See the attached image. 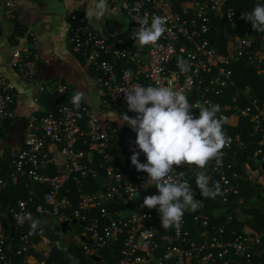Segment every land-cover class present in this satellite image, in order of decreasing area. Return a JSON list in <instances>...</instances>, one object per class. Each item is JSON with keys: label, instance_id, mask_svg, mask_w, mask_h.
Listing matches in <instances>:
<instances>
[{"label": "built area", "instance_id": "1", "mask_svg": "<svg viewBox=\"0 0 264 264\" xmlns=\"http://www.w3.org/2000/svg\"><path fill=\"white\" fill-rule=\"evenodd\" d=\"M255 3L264 4V0H255ZM107 5L123 12L127 31L121 27L99 36L86 26L76 28L70 37L72 50L84 58L85 68L93 72L103 107L128 111L125 93L121 91L135 85L170 86L174 91H182L192 104L220 105L218 116L227 117L223 127L237 115L250 118L252 128L264 132L263 103L247 91L250 103L241 105L239 94L229 99L231 87L236 85V64L242 62L264 79V33L254 31L247 21L240 23L229 0H184L180 1L178 10L173 0H107ZM6 6L11 10L13 4L7 0ZM145 13L149 22L153 15L167 19L166 31L156 47L141 48L131 38L132 32L141 27L135 18ZM102 24L106 26L105 21ZM39 49L37 39L31 37L28 44L14 49L9 61L22 78L36 85V102L43 112L29 119L22 147L11 149L9 158L0 149V264H47L53 250L67 255L70 264H80V258L66 245L71 244L68 233L72 231L73 221L85 223L80 241L86 239L95 246L90 248L82 244L87 255H97L98 250L115 246L120 249L117 264H233L236 259L231 254L245 257L246 264H252L251 256L256 252H251L264 237V232L244 238L232 230L233 239L227 240V227L222 224L213 226L215 232L211 235L208 214L194 217L195 224L203 230L192 232L185 215L179 231L163 229L158 209L142 207L146 196L159 195V192L154 186L145 189L143 184L147 183L148 174L138 172L131 164L132 150H138L136 140L119 143L117 128L105 129L97 113L82 103L75 108L71 104L74 93L67 85L39 83ZM178 57L188 61V72H181L177 67ZM16 97L15 84L0 77L1 132L7 130V122L16 119ZM43 97L52 99V106L44 107ZM193 115L198 116L199 109H194ZM225 133L228 136L226 130ZM230 138L226 150L233 145L244 147L239 136ZM260 145L264 146V134ZM113 150L117 151L116 155ZM261 153L260 149L255 153L260 163L256 170L247 166L252 180L258 179L261 173L264 163V157L259 159ZM95 154L102 158L98 165ZM226 156L223 151L222 165L218 167L215 162L212 167L207 166V170L221 174L226 193L238 194V185L234 186L224 171ZM139 159L141 163L147 162L143 153ZM128 160L130 165L127 166L125 161ZM53 167L59 174L51 175ZM98 167L104 168L106 174L104 181L97 183L91 193H81L78 203L63 194L71 181L79 184L99 179ZM174 167L175 177L180 171ZM24 179L50 187L45 193L46 207L36 204L32 197L4 206L10 188ZM21 212L31 213L33 219L45 216L54 236L41 235L36 245L33 235L29 234V223L19 226L15 221L16 214ZM65 221L71 228L63 234L61 224ZM46 227L47 222L41 221L37 231H44ZM146 231L152 234L146 235ZM35 250L46 259L37 256Z\"/></svg>", "mask_w": 264, "mask_h": 264}, {"label": "clouds", "instance_id": "2", "mask_svg": "<svg viewBox=\"0 0 264 264\" xmlns=\"http://www.w3.org/2000/svg\"><path fill=\"white\" fill-rule=\"evenodd\" d=\"M107 11V0H94V6L86 10V16L98 22ZM241 19L250 22L254 31L264 33V4H257ZM135 21L141 25L132 32L131 38L136 45L141 48L158 46L157 42L166 31L167 19L153 15L149 22L145 13L143 17L137 16ZM93 27L102 31L99 23H94ZM177 67L181 72H188L190 68L182 57L177 58ZM121 92L125 93L128 111L137 114L132 118L125 113L116 120L121 127L127 125L136 133L138 150H132L131 164L138 172L148 174L143 187L154 186L159 192V195L146 196L142 207L158 209L164 230L175 228L179 231L185 213L197 211L200 202L194 198L195 193L184 172L173 176L176 172L174 166L194 165L199 169L195 183L202 197L215 199L222 195L218 182L209 186L210 177L205 169L213 160L218 167L222 165V150L231 140L223 128L227 117L218 116L220 105L210 102H205L207 106L192 104L182 91H174L170 86L135 85ZM84 98L85 94L77 91L71 97V104L78 109ZM194 109H199L198 116L193 115ZM141 153L146 156V163L140 162ZM15 221L19 226L28 222L30 235H35L41 225V221L33 219L31 213H17ZM40 234L43 235L42 230ZM145 234L151 235L152 231Z\"/></svg>", "mask_w": 264, "mask_h": 264}, {"label": "trees", "instance_id": "3", "mask_svg": "<svg viewBox=\"0 0 264 264\" xmlns=\"http://www.w3.org/2000/svg\"><path fill=\"white\" fill-rule=\"evenodd\" d=\"M177 10L179 9L180 1L184 0H173ZM230 5L233 6L236 10L237 19L240 23H243L241 16L250 12L257 4L255 0H229ZM123 13V12H122ZM16 17V14H15ZM222 23V22H221ZM250 23V22H248ZM80 26V25H78ZM81 27V26H80ZM122 27L120 22L115 21H107L106 26L103 27L105 33L108 31H115ZM79 28V27H78ZM123 46V44H121ZM236 73V85L231 87V96L229 99L236 98L237 94L241 96L238 98L239 103L241 105H245L250 103L246 97L247 93H252L255 98L259 100L260 103L264 104V79L258 77L251 69H249L245 64L242 62L238 63L234 67ZM93 74V72H91ZM248 88V89H246ZM260 90V91H259ZM109 99V97H108ZM52 99H47V97H43L41 99V103L44 107L49 108L52 106ZM232 103V102H231ZM127 112V110H124ZM136 113H132L130 117H136ZM7 122V130L4 132L0 131V137L5 139L8 137L9 132L11 131L12 126ZM229 124L224 129L227 131L228 136L235 138L239 136L244 144V147H239L238 145H233L230 149H223L222 151H226V158L224 159V163L226 167L224 168L225 174L227 177L231 179V182L234 186L238 185V194L234 193H226L225 186L221 182V174L220 173H211L206 168L205 171L208 176H211L209 186L212 187L215 183L220 184L222 195H218L215 199L211 198H204L202 197L199 188L196 186V173L195 166L193 165L192 169L190 166L183 165V166H176L180 172H184L185 178L188 180L189 184L193 192L195 193L194 198L200 202V206L198 210L195 212L188 211L185 213V217L188 220L189 224L188 227L193 230H203L199 225H196L194 222V217L198 214H208L211 217V225L209 227V231L211 235H214L215 229L212 227H219L222 224H225L226 228V239H233L231 237L230 231L236 230L238 235L241 234L245 237L248 235L255 234H262L264 232V182L261 181V178L264 176L263 168L258 179L252 180L251 179V171L256 170L258 165L256 161L258 160L255 157V153L260 149L262 150L259 159L264 157V146L260 145V141L263 138V131H255L252 128V123L250 118H239L237 115L232 117ZM119 131V137L121 142H131L132 140H136V134L130 130L131 128H117ZM264 130V129H262ZM10 136V135H9ZM11 147H6L2 151L5 157L9 158L11 153ZM117 151L113 150V154L115 155ZM120 153V159L124 157ZM95 163L98 165L101 163L102 158L97 154L94 155ZM215 164V160L209 163V167H212ZM125 165H130L129 160L126 162ZM264 165V163H263ZM249 166L250 169L247 167ZM51 175H57L58 170L52 169ZM99 176L100 178L97 180L90 179V182L81 181V183L76 184L74 181H71L67 184L65 189L63 190L64 195L70 196L75 203L79 202L80 194L83 192L91 193L93 188L102 181H104V177L106 171L104 168H99ZM211 174V175H210ZM29 184L28 187L26 184ZM91 183V184H90ZM51 189L46 184H37L34 182H29L28 179H24L23 182H20L15 187L10 188L7 197L4 198V206H8L14 204L17 200L23 199H30L33 198L36 204H43L45 207L47 206L45 201V193L49 192ZM7 208V207H6ZM249 215V220L242 222L239 220L238 216ZM229 218H232L229 221ZM38 219L40 221L47 222L46 230L43 231V235L49 238H52L54 235L50 231V225L48 220L45 219V216L38 215ZM74 228V226H73ZM80 232V235L84 232V228L82 226L75 227ZM59 229V227L57 228ZM237 235V234H236ZM41 238L40 231H37L35 235H33V240L37 244L39 243ZM82 238V236H81ZM82 244L86 245L90 248H95V246L90 242L86 241V239H82ZM119 248L118 247H107L104 249H100L97 251V255L100 257V261L96 262L92 259L90 255H87L85 251L82 249V253L74 254L78 256L81 260L80 264H117L119 260ZM251 256L252 264H264V237L261 238L260 243L255 246V249L251 252L254 253ZM232 257L236 259L237 264H246L245 257L241 258L239 256H234L231 254ZM41 259H46L42 253L39 254ZM233 263V264H235ZM47 264H70L69 257L65 254L57 250H53L51 252V257L47 259ZM222 264V263H221Z\"/></svg>", "mask_w": 264, "mask_h": 264}, {"label": "crops", "instance_id": "4", "mask_svg": "<svg viewBox=\"0 0 264 264\" xmlns=\"http://www.w3.org/2000/svg\"><path fill=\"white\" fill-rule=\"evenodd\" d=\"M6 2L0 0V77L15 84L17 97L16 119L8 123L12 128L8 137L2 139L0 149L22 147L29 119L43 112L41 105L36 102V85L28 83L9 64L14 49L28 44L31 37H35L40 46L37 70L39 83L49 86L65 84L72 93L83 92L85 98L81 103L97 113L105 129L130 128L127 125L121 127L116 121L119 116L128 115L127 112L102 106L103 98L98 93L94 75L85 68L84 58L72 50L70 43L73 31L80 26L89 27L99 36L106 35L103 21L120 22L126 29L127 22L122 11L117 7H108L105 17L97 22L86 16V10L94 6V0H12L11 10ZM18 23L22 24V28L17 31L15 26ZM94 23H99L102 31L94 28ZM14 33L23 36L18 37ZM51 169L54 170V167ZM261 181L264 182V176Z\"/></svg>", "mask_w": 264, "mask_h": 264}, {"label": "rangeland", "instance_id": "5", "mask_svg": "<svg viewBox=\"0 0 264 264\" xmlns=\"http://www.w3.org/2000/svg\"><path fill=\"white\" fill-rule=\"evenodd\" d=\"M6 1V0H5ZM12 1V0H10ZM128 115L132 114L133 112L127 111ZM52 170V169H50ZM52 172V171H51ZM239 220H241L242 222H245L247 220H249L250 218H252V216L250 217L249 215H240L238 216ZM80 232L78 231V229H76L75 227L72 228V231H69L68 233V238L71 239V244H66L69 248V250L74 253V254H80V252L82 253V249H83V245H82V241H80ZM38 245V243L36 244ZM42 249L44 246H40ZM50 247V246H48ZM45 248H47V246H45ZM35 253L37 254V256L39 255V252L35 250Z\"/></svg>", "mask_w": 264, "mask_h": 264}, {"label": "water", "instance_id": "6", "mask_svg": "<svg viewBox=\"0 0 264 264\" xmlns=\"http://www.w3.org/2000/svg\"><path fill=\"white\" fill-rule=\"evenodd\" d=\"M21 26H22V24H21V23H18V24H16L15 29H16L17 31H18V30H21V28H22ZM14 35H16V36H18V37L23 36V35H21V34H19V33H14ZM256 164H257V165H260L259 160L256 161ZM261 167L263 168V171H264V165H261ZM72 224H73L74 226H77V225H79V226H84V225H85V223H84L83 221H81V222L73 221ZM61 228H62V233H63V234H66L67 231H68L71 227H69V222H68V221H65V222H63V223L61 224ZM91 257H92V259H93L94 261H96V262H99V261H100V257H98L97 255H93V256H91Z\"/></svg>", "mask_w": 264, "mask_h": 264}]
</instances>
